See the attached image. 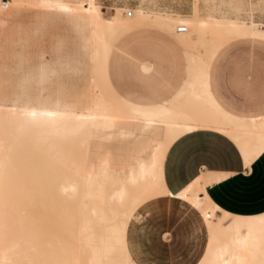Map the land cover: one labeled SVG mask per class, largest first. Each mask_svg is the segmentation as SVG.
Returning a JSON list of instances; mask_svg holds the SVG:
<instances>
[{
	"label": "bare ground",
	"instance_id": "obj_1",
	"mask_svg": "<svg viewBox=\"0 0 264 264\" xmlns=\"http://www.w3.org/2000/svg\"><path fill=\"white\" fill-rule=\"evenodd\" d=\"M29 9L65 14L83 28L93 53L91 95L37 104L1 92L0 264H137L127 246L128 225L145 202L165 196L202 214L209 244L199 264H264V214L218 216L200 180L172 193L163 178L170 145L196 129L229 135L248 164L264 151V121L231 111L214 92L211 69L222 50L195 59L194 85L176 108L132 111L112 103L99 86L102 56L125 26L120 15L127 9L114 7L115 18L104 20L97 0H9L0 13V41ZM136 15L184 24L180 34L190 28L188 36L198 42L212 30L214 39L227 36L229 43H264V22L233 18L216 0H194L185 16L142 6ZM105 141L120 146L107 149Z\"/></svg>",
	"mask_w": 264,
	"mask_h": 264
},
{
	"label": "crops",
	"instance_id": "obj_2",
	"mask_svg": "<svg viewBox=\"0 0 264 264\" xmlns=\"http://www.w3.org/2000/svg\"><path fill=\"white\" fill-rule=\"evenodd\" d=\"M216 1L221 10L233 18L252 17L259 24L264 22V9L260 11V14L243 13L230 7L225 0ZM97 2L101 6V16L104 20L115 18L114 7L121 11L127 7L132 10V13L136 7L134 15L130 17L133 18L134 16L133 19H129L125 12L120 15V20L126 21V24L109 40L102 56L101 69L103 59L109 51L112 41L120 34L128 31L116 40L109 57L108 75L115 90L124 96L140 100H158L168 97L186 74L184 48L172 34L158 27L146 25L133 29L150 21H159L140 19L136 12L138 7L142 6L149 12H170L185 16L191 13L193 0H97ZM30 12L28 13L30 14ZM48 12L59 17L68 27L83 37L89 50L92 68V47L83 28L65 14L55 11ZM107 12L112 15L104 17L103 13ZM20 20L8 29L4 38ZM159 22L174 27L165 22ZM64 23L56 21L53 24V29L59 36L65 37L66 47L67 31ZM53 29L51 27V30ZM130 29L133 30L129 31ZM184 35L188 36V33ZM51 40V34H47L43 44L48 46ZM223 50L218 60L223 59L224 62L220 63L217 60L216 66L211 69L216 96L227 108L238 115L252 116L257 121H264V67L248 66V53ZM142 64L150 65L151 67L143 66L145 70H150L143 71ZM194 76L195 68L192 73V82L187 87L183 97L169 105L155 107L158 109L153 110L132 109L119 105L128 110L147 113L174 109L181 103V100L185 99L194 85ZM14 94L23 100L37 104L61 102L75 95L50 102H37ZM179 138L170 145L163 162V178L170 192L177 193L187 184L200 180L209 200L219 208L218 216H221L223 212L241 217L264 214V156H262L264 151L248 164L238 144L229 135L214 131V129H196L181 135ZM200 196L205 197L203 193H200ZM164 198L176 199L169 196L159 199ZM189 205L194 208L191 204ZM194 209L199 213L206 230V242L203 251L194 263L198 264L207 248L209 230L202 214L196 208ZM139 215L140 212L137 210L136 216L130 223ZM130 223L127 229V246L134 261L140 264L135 258L138 252L137 243L129 238ZM158 238L161 239V237Z\"/></svg>",
	"mask_w": 264,
	"mask_h": 264
},
{
	"label": "rangeland",
	"instance_id": "obj_3",
	"mask_svg": "<svg viewBox=\"0 0 264 264\" xmlns=\"http://www.w3.org/2000/svg\"><path fill=\"white\" fill-rule=\"evenodd\" d=\"M225 1L230 7L243 13L260 14V11L264 9V0ZM126 9L129 8L126 7ZM30 10V14L26 12L27 15L23 16L8 36L0 41V80H2L0 84L3 83L2 85L5 87L4 89L2 85L0 86V94L8 95V91H11L37 102H50L73 94L75 95L72 96V99L91 95L88 90V80L92 74V68L89 50L83 37L51 12L34 11V9L27 11ZM103 14L104 17L112 15L109 12ZM56 21L66 25V47L65 37L59 36L53 29V24ZM146 25L167 31L179 41L185 51L186 74L180 84L166 98L140 100L118 93L109 79L108 63L114 43L121 35L128 32L126 31L112 41L109 51L103 59L99 80L100 88L106 90V94L110 95L112 103H116L115 105L120 104L132 109L153 110L158 109L155 107L169 105L181 99L192 82V73L196 66L195 59L198 56L210 59L215 52L224 48L227 52L248 53V66L264 67V43H251L244 39L233 40L229 43L227 36L214 39L212 30L206 31L204 40L198 42L196 35L190 37L180 34L175 31L176 26H167L159 21H150L133 29ZM190 31L189 28L187 33ZM47 34H51L52 38L48 46L43 44ZM190 40L197 41L193 44ZM218 62L221 63L224 60L221 59ZM144 65H150L142 64L143 71H149L150 69L143 68ZM6 87L8 88L6 89ZM103 146L109 149L120 146V143L105 141ZM138 211L140 212L139 218L137 217L130 223L128 233L129 238L137 243L138 252L135 258L140 264H194L196 262L206 242V230L199 213L194 208L186 202L164 198L145 202ZM119 216L123 218L122 215ZM118 222L120 223V221ZM118 228L124 229V226L118 225Z\"/></svg>",
	"mask_w": 264,
	"mask_h": 264
},
{
	"label": "built area",
	"instance_id": "obj_4",
	"mask_svg": "<svg viewBox=\"0 0 264 264\" xmlns=\"http://www.w3.org/2000/svg\"><path fill=\"white\" fill-rule=\"evenodd\" d=\"M9 0H0V13L2 10L6 9L8 6ZM126 15L130 17L132 15V10L128 9ZM178 33H183L187 31V26L184 24H178L175 29Z\"/></svg>",
	"mask_w": 264,
	"mask_h": 264
},
{
	"label": "snow or ice",
	"instance_id": "obj_5",
	"mask_svg": "<svg viewBox=\"0 0 264 264\" xmlns=\"http://www.w3.org/2000/svg\"><path fill=\"white\" fill-rule=\"evenodd\" d=\"M262 156H264V154H262Z\"/></svg>",
	"mask_w": 264,
	"mask_h": 264
}]
</instances>
